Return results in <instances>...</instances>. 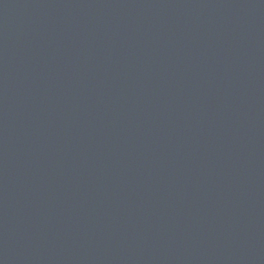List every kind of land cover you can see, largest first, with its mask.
<instances>
[{
	"label": "water",
	"instance_id": "1",
	"mask_svg": "<svg viewBox=\"0 0 264 264\" xmlns=\"http://www.w3.org/2000/svg\"><path fill=\"white\" fill-rule=\"evenodd\" d=\"M0 264H264V0H0Z\"/></svg>",
	"mask_w": 264,
	"mask_h": 264
}]
</instances>
